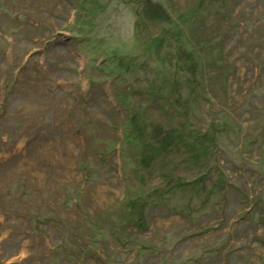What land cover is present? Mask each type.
<instances>
[{
	"label": "rangeland",
	"instance_id": "obj_1",
	"mask_svg": "<svg viewBox=\"0 0 264 264\" xmlns=\"http://www.w3.org/2000/svg\"><path fill=\"white\" fill-rule=\"evenodd\" d=\"M0 264H264V0H0Z\"/></svg>",
	"mask_w": 264,
	"mask_h": 264
}]
</instances>
